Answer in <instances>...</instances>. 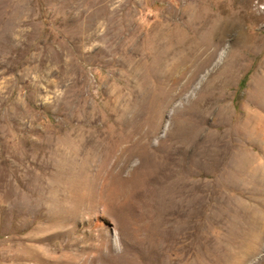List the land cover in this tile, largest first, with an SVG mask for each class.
<instances>
[{
	"label": "rangeland",
	"instance_id": "rangeland-1",
	"mask_svg": "<svg viewBox=\"0 0 264 264\" xmlns=\"http://www.w3.org/2000/svg\"><path fill=\"white\" fill-rule=\"evenodd\" d=\"M0 264H264V0H0Z\"/></svg>",
	"mask_w": 264,
	"mask_h": 264
}]
</instances>
